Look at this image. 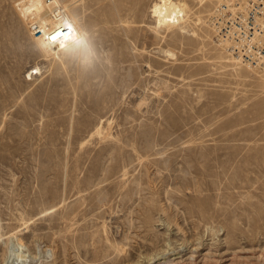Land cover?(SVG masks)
<instances>
[{
    "label": "rangeland",
    "instance_id": "obj_1",
    "mask_svg": "<svg viewBox=\"0 0 264 264\" xmlns=\"http://www.w3.org/2000/svg\"><path fill=\"white\" fill-rule=\"evenodd\" d=\"M15 1L0 0V264H264L244 226L264 214V73L217 39L218 0H175L187 14L159 29L157 0H60L86 27L60 58Z\"/></svg>",
    "mask_w": 264,
    "mask_h": 264
},
{
    "label": "bare ground",
    "instance_id": "obj_2",
    "mask_svg": "<svg viewBox=\"0 0 264 264\" xmlns=\"http://www.w3.org/2000/svg\"><path fill=\"white\" fill-rule=\"evenodd\" d=\"M16 1H15L17 4L16 8L18 9V13L21 16V18L23 19L25 25L27 26V28L30 32L31 38L33 39V42L36 45L37 52L39 51L41 54H43L47 57L52 56V57L60 58L61 55L65 52V50L68 48L69 45L78 44V47H76V48H80L79 45H81L83 38H86V37H84L85 34L83 32V29L84 28L86 29V27L83 28L82 24H80L78 16L76 14L77 12L73 11L74 9L71 8L70 3L69 4H63V3L61 4L60 0H52L53 6H51L49 9L46 6V0H16ZM100 1L101 0H99L98 2L96 0L94 1V2H96V5L98 7H99L98 4ZM219 1L220 0H218L217 2H219ZM105 2L107 3V0H105ZM105 2H103V3H105ZM74 3H76V2H74ZM114 4H113L112 8L115 6ZM118 7H119V5H118ZM152 7H153V9H152L153 15L156 17V20H157L156 22H158V24L155 25L156 29H159L163 26L170 25L172 22L174 23V22L178 21V18L181 14L184 15V14H187V12H188L187 11L188 5L185 4L183 1L157 0L153 3ZM82 8H84V7H82ZM115 10H114V13H112L114 15H116L115 13H117ZM80 11L82 13L84 12L82 9ZM108 12H109V10L106 12L109 15ZM200 19H202V18H200ZM209 19H210V17H209ZM83 22H84V20H83ZM81 23H82V21H81ZM86 23H88V22H86ZM210 23H211V27L215 30L212 22H210ZM94 24H96V23H94ZM94 24H92V25H94ZM92 25H90V27L87 25V28L89 27L91 30ZM79 50L80 49H78V51ZM74 51H75V49H74ZM167 52H169V51L167 50ZM229 53L231 54V56L234 59H236L237 61H239L245 65H247L242 60H240L235 55H233L231 53V51H229ZM80 54H82V53H80ZM71 56H72V54H71ZM88 57L90 58V56H88ZM55 60L56 59H54V61H53L54 63H55ZM247 66L251 67V68H255V67L250 66V65H247ZM90 72H91V70H90ZM85 73H86V71H85ZM99 130H100V127L96 129L97 132ZM250 217L251 216H247L248 222L244 226L252 228L254 235L259 234V233L261 234V232L264 233V214L261 213V214H258L256 217H253V221H251ZM229 232H231V230ZM241 233H243V232L241 231ZM229 234H231V233H229ZM235 234L236 233H234V231H233V234H231V235L235 236ZM226 242H227V240H226ZM195 249H196V247H195ZM157 254L159 255V253H157ZM160 257H162V256H160Z\"/></svg>",
    "mask_w": 264,
    "mask_h": 264
},
{
    "label": "built area",
    "instance_id": "obj_3",
    "mask_svg": "<svg viewBox=\"0 0 264 264\" xmlns=\"http://www.w3.org/2000/svg\"><path fill=\"white\" fill-rule=\"evenodd\" d=\"M210 22L220 43L264 72V0H220Z\"/></svg>",
    "mask_w": 264,
    "mask_h": 264
}]
</instances>
